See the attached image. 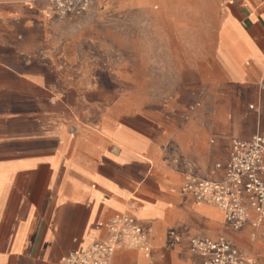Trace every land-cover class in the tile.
<instances>
[{"label":"crops","instance_id":"crops-1","mask_svg":"<svg viewBox=\"0 0 264 264\" xmlns=\"http://www.w3.org/2000/svg\"><path fill=\"white\" fill-rule=\"evenodd\" d=\"M47 8L0 0V264H59L119 214L150 254L110 264H200L189 239L219 236L264 264V224L233 232L180 193L188 173L219 180L233 140L264 136V0Z\"/></svg>","mask_w":264,"mask_h":264},{"label":"built area","instance_id":"built-area-1","mask_svg":"<svg viewBox=\"0 0 264 264\" xmlns=\"http://www.w3.org/2000/svg\"><path fill=\"white\" fill-rule=\"evenodd\" d=\"M47 15L58 20L81 17L93 0H43ZM222 172L219 180H210L188 173L180 193L197 205L218 209L225 225L233 232L249 226L259 230L264 224V136L256 132L250 140H233L228 158L216 165ZM108 239L72 251L59 264H110L113 254L121 249L139 250L149 256L147 231L128 215H116L102 225ZM264 241V232L259 234ZM189 250L202 256L200 264H250L244 254L226 237H192Z\"/></svg>","mask_w":264,"mask_h":264},{"label":"bare ground","instance_id":"bare-ground-1","mask_svg":"<svg viewBox=\"0 0 264 264\" xmlns=\"http://www.w3.org/2000/svg\"><path fill=\"white\" fill-rule=\"evenodd\" d=\"M217 215V214H216ZM218 223V222H217ZM156 259V258H155Z\"/></svg>","mask_w":264,"mask_h":264}]
</instances>
